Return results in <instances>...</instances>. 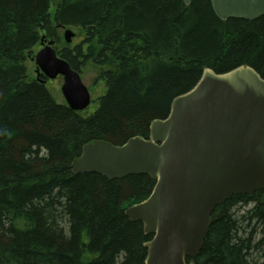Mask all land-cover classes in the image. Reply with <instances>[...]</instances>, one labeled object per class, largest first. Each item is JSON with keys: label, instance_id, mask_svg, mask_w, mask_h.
<instances>
[{"label": "trees", "instance_id": "obj_1", "mask_svg": "<svg viewBox=\"0 0 264 264\" xmlns=\"http://www.w3.org/2000/svg\"><path fill=\"white\" fill-rule=\"evenodd\" d=\"M53 1L0 0V264H145L153 234L126 208L156 181L77 174L71 163L90 141L148 137L207 67L250 65L264 78V15L222 19L211 0H58L52 10ZM60 26L82 32L58 48L62 58L80 72L103 68L106 91L91 113L28 77V54L43 35L58 43ZM188 259L264 264V189L218 205Z\"/></svg>", "mask_w": 264, "mask_h": 264}, {"label": "water", "instance_id": "obj_2", "mask_svg": "<svg viewBox=\"0 0 264 264\" xmlns=\"http://www.w3.org/2000/svg\"><path fill=\"white\" fill-rule=\"evenodd\" d=\"M211 2L222 19L264 15V0ZM74 35L65 30L67 42ZM34 60L40 82L63 76L62 93L72 110L89 107L87 85L57 54L54 40ZM149 131L148 137L135 135L123 144L86 143L72 170L110 180L150 175L156 181L150 195L126 208L130 220L142 221L145 233L153 234L144 242L145 264H195L188 258L200 253L215 208L234 194L264 189V78L250 65L222 73L207 67L190 90L173 99L166 117L151 122Z\"/></svg>", "mask_w": 264, "mask_h": 264}, {"label": "rangeland", "instance_id": "obj_3", "mask_svg": "<svg viewBox=\"0 0 264 264\" xmlns=\"http://www.w3.org/2000/svg\"><path fill=\"white\" fill-rule=\"evenodd\" d=\"M58 0L53 1L52 3V10L55 9V3ZM58 34L60 36V41L58 43H56L58 45V48L64 47L65 45H69L72 46L73 44H75L77 41H79V38H81L82 36V32H79L78 28H74L71 27V30L75 33H77V35L73 36L74 42H66L64 39V28H58ZM48 40H54V39H50L47 38ZM41 43L39 42L32 50L31 52L28 54L27 59H26V65H27V69H28V77L29 78H34L36 79L37 74H36V63L33 60L34 56L36 55V53L41 49ZM101 67L93 64L92 62H88L82 72H81V76L83 79V82L87 85L88 89L91 92L92 95V103L89 106V108L86 111H83L84 114H88L91 113L92 111H94L97 106H98V97L101 96L105 91H106V86L105 83L99 79V75H100V71H101ZM63 84V78L61 76H59L58 78L55 79H49L46 82V86L48 88V90L50 91V93L52 94V96L55 98V100L59 103H65V98L63 96L62 90H61V86Z\"/></svg>", "mask_w": 264, "mask_h": 264}]
</instances>
